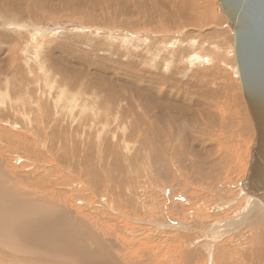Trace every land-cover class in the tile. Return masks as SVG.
<instances>
[{
  "label": "rangeland",
  "instance_id": "1",
  "mask_svg": "<svg viewBox=\"0 0 264 264\" xmlns=\"http://www.w3.org/2000/svg\"><path fill=\"white\" fill-rule=\"evenodd\" d=\"M233 49L218 0H0L2 196L50 233L0 264H264Z\"/></svg>",
  "mask_w": 264,
  "mask_h": 264
},
{
  "label": "water",
  "instance_id": "2",
  "mask_svg": "<svg viewBox=\"0 0 264 264\" xmlns=\"http://www.w3.org/2000/svg\"><path fill=\"white\" fill-rule=\"evenodd\" d=\"M234 33L240 84L255 128L245 192L264 204V0H218Z\"/></svg>",
  "mask_w": 264,
  "mask_h": 264
},
{
  "label": "bare ground",
  "instance_id": "3",
  "mask_svg": "<svg viewBox=\"0 0 264 264\" xmlns=\"http://www.w3.org/2000/svg\"><path fill=\"white\" fill-rule=\"evenodd\" d=\"M182 2H183V0H182ZM218 4H219V2H218ZM220 11H221V8H220ZM165 12V11H164ZM221 13H222V11H221ZM223 14V13H222ZM224 15V14H223ZM225 16V15H224ZM149 17H151L152 19H153V15H149ZM170 17H175V16H173V15H169L168 16V19L170 18ZM226 17V16H225ZM148 18V17H147ZM227 18V17H226ZM148 21V20H147ZM227 21H228V19H227ZM228 26H229V22H228ZM229 28L231 29V27L229 26ZM231 31H232V29H231ZM233 32V31H232ZM233 35H234V33H233ZM233 54L235 55V51H234V49H233ZM234 57V61L236 62V59H235V56H233ZM201 60V59H200ZM235 64V63H234ZM236 70H237V72H238V68H237V64H236ZM126 74V73H125ZM238 76H239V72H238ZM239 81H240V79H239ZM241 85V84H240ZM53 86V85H52ZM241 89H242V87H241ZM52 92V91H51ZM58 92V91H57ZM60 93V92H59ZM6 94V93H5ZM242 94H243V89H242ZM3 95V94H2ZM4 96V95H3ZM61 96V95H60ZM55 98V97H54ZM243 98H244V94H243ZM59 99V98H58ZM57 99V100H58ZM73 99V98H72ZM19 100V99H18ZM27 101V100H26ZM59 101H60V99H59ZM244 101H245V99H244ZM24 104V103H23ZM70 104H72L71 102H70ZM182 104H184V103H182ZM186 104V103H185ZM188 104H189V102H188ZM245 104H246V102H245ZM190 105H192V103L190 104ZM201 105V104H200ZM182 106V105H181ZM198 106V105H197ZM202 106V105H201ZM12 107V106H11ZM23 107V106H22ZM21 107V108H22ZM204 107V106H203ZM246 107H247V105H246ZM13 108V107H12ZM195 108V107H194ZM15 109V108H14ZM17 109H18V107H17ZM72 109H73V107H72ZM16 110V109H15ZM19 110V109H18ZM22 110V109H21ZM25 110V109H24ZM248 110V109H247ZM201 111V110H200ZM25 113V112H24ZM248 113H249V111H248ZM184 114H186V112L184 113ZM187 114H189V113H187ZM24 115V114H23ZM250 116V115H249ZM251 118V117H250ZM252 121V120H251ZM164 122V121H163ZM174 122V121H173ZM162 123V122H161ZM252 124H253V122H251ZM178 125V124H177ZM254 126V125H253ZM102 129V128H101ZM255 129V128H254ZM161 132V131H160ZM163 134V133H162ZM255 135H256V132H255ZM162 137V136H161ZM161 141V140H160ZM254 144V143H253ZM252 147H253V145H252ZM252 150V149H251ZM27 154V153H26ZM39 156V155H38ZM19 159V158H18ZM250 161H251V159H250ZM249 167H250V163H249ZM249 167H248V170H249ZM248 170H247V172H248ZM246 177H247V174H246ZM246 179V178H245ZM244 179V180H245ZM5 180V179H4ZM244 180L242 181V183L244 182ZM5 183V182H4ZM242 183H241V187H242V190H243V192H245V190H244V188H243V185H242ZM79 184V183H78ZM9 185V184H8ZM63 185V184H62ZM2 186V185H1ZM0 186V241L2 242V241H4L5 239H6V241L7 242H9V243H14V244H16L15 242H18L17 244H22V245H24V246H26L27 245V243H35V244H40V245H42L43 243H45V241H43V240H39V239H41V238H46L45 236L49 233V232H46V233H41V234H39L38 236H36V237H30L29 235H25V233L23 234V235H21V228L23 227V229L25 230V227H28L29 226V224L30 225H33L34 224V221H37V220H40V219H42V218H44V217H47L46 216V214H48L49 212H48V210L44 207V206H41L42 204H43V202H41L42 204L41 205H39V201H38V204H37V206L36 205H30V203H29V207H24L25 206V199L26 198H23V197H21V195L19 196V195H17V196H19L18 198H16V197H11V195L12 194H10V195H8V194H6V195H3L2 196V194H4L5 193V191H7V190H9V189H7V188H3L4 186H2L1 187ZM16 186V184L14 185V187ZM73 186V185H72ZM75 186V185H74ZM11 187V186H10ZM16 188V187H15ZM28 188V187H27ZM17 190V189H16ZM21 191V190H20ZM24 191V190H23ZM8 192V191H7ZM28 192H29V190H28ZM28 192L26 193V194H28ZM246 193V192H245ZM247 194V193H246ZM35 195V194H34ZM248 195V194H247ZM37 196V195H36ZM56 196V195H55ZM250 196V198L251 197H253V196H251V195H249ZM43 198V197H42ZM45 198H47V197H45ZM51 198H52V195H51ZM249 198V199H250ZM254 198V197H253ZM39 199H40V197H39ZM50 199V198H49ZM44 200V199H43ZM54 200V199H53ZM106 200V199H105ZM256 200L257 201H259V203L260 204H262V207L264 206V204L262 203V201L260 200V199H257L256 198ZM255 199H251V203H253V206L255 207H257V205H259V204H255V202L256 203H258L257 201H256ZM30 201V200H29ZM56 201V200H55ZM55 201H54V203H55ZM103 201V200H102ZM105 202V201H104ZM103 202V203H104ZM44 203H45V201H44ZM49 204V203H48ZM52 204V203H51ZM223 204V203H222ZM45 205V204H44ZM52 205H55V204H52ZM107 206V205H106ZM115 207V206H114ZM220 208V207H219ZM249 208L251 209L250 210V212H252V208H251V205L249 206ZM248 208V209H249ZM52 209V208H51ZM51 209H50V211H51ZM112 209V208H111ZM118 209V208H117ZM247 209V210H248ZM246 210V211H247ZM113 211V210H112ZM117 211V210H116ZM118 212V214H119V211H117ZM249 212V211H248ZM55 213V212H54ZM57 214V212L55 213V215ZM166 215V214H165ZM248 215H250V214H247V216ZM190 216V215H189ZM247 216H246V218H247ZM251 218V217H250ZM47 219V218H46ZM263 219V221L261 222V224L263 223L264 224V218H262ZM45 220V219H44ZM241 220V219H240ZM46 221V220H45ZM49 220H47V222H48ZM25 223V227L23 226L24 225V223ZM19 225H21V228H19L17 225L18 224ZM17 224V225H16ZM41 224V223H40ZM39 224V225H40ZM178 224V223H177ZM38 225V224H37ZM36 225V226H37ZM43 225V224H42ZM55 225V224H54ZM179 225V224H178ZM47 226H48V224L46 225V227L45 228H47ZM56 226V225H55ZM55 226H54V228H55ZM174 226V225H173ZM30 227H32V226H30ZM30 227H28V228H30ZM52 227V226H51ZM33 228H34V226H33ZM27 229V228H26ZM63 229V228H62ZM215 229H216V227H215ZM218 229V228H217ZM34 230H37V229H34ZM48 230V229H47ZM55 230V229H54ZM204 231V230H203ZM52 232V231H51ZM60 232V231H59ZM59 232H57L58 234H59ZM205 232H208V233H212L213 235L215 234V233H213V231H212V229H207V230H205ZM216 232V231H215ZM72 234V235H69V234ZM264 233V232H263ZM32 234V233H31ZM50 234V233H49ZM211 234V235H212ZM217 234V233H216ZM32 235H35V234H32ZM55 235V234H54ZM79 234L77 233V229L76 228H73V227H71L70 226V229H67V231H65V229L63 230V232H62V234H60V237H64L63 238V240L65 241L69 236H73L74 237V239L75 238H77L78 239V236ZM207 234H205V236H206ZM56 236H57V234H56ZM55 236V237H56ZM202 236V235H201ZM216 236V235H215ZM52 237V236H51ZM54 238V237H53ZM213 237H210V238H202L203 240H200V242H197V244L199 245H201V246H199V247H209V245H211V242H212V239ZM59 239V238H58ZM39 240V241H38ZM63 240H62V242H63ZM67 241V240H66ZM75 242H73L72 244H71V242H69L70 243V245H71V247L72 248H70V249H68V248H66L65 249V251L64 252H62L61 250H58V251H60V252H62V253H68L69 251H71V249H73V246L75 245V243H76V239L74 240ZM20 242V243H19ZM47 242V241H46ZM182 243H184V242H182ZM190 244V243H189ZM11 245V244H10ZM184 246H185V244H183ZM77 246H79V245H77ZM188 246H190V245H186L185 247L187 248ZM11 247V246H10ZM181 247V246H180ZM192 246H190V248H191ZM28 248V247H27ZM204 248V249H205ZM192 251V250H191ZM210 251V250H209ZM208 251V252H209ZM15 252V251H14ZM181 252V251H180ZM3 253V252H2ZM11 253V252H10ZM88 253V252H87ZM1 254V253H0ZM8 254V253H7ZM48 254V253H47ZM175 254V253H174ZM74 255V254H73ZM61 256V255H60ZM65 260H66V258L65 257H63ZM25 260V259H24ZM23 261V260H22ZM2 262V261H1ZM26 262V261H25ZM30 263V262H29ZM64 263V262H63ZM80 263V262H79ZM31 264V263H30Z\"/></svg>",
  "mask_w": 264,
  "mask_h": 264
}]
</instances>
